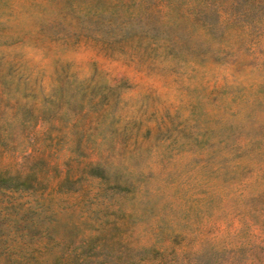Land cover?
Listing matches in <instances>:
<instances>
[{"label":"rangeland","instance_id":"rangeland-1","mask_svg":"<svg viewBox=\"0 0 264 264\" xmlns=\"http://www.w3.org/2000/svg\"><path fill=\"white\" fill-rule=\"evenodd\" d=\"M0 264H264V0H0Z\"/></svg>","mask_w":264,"mask_h":264}]
</instances>
